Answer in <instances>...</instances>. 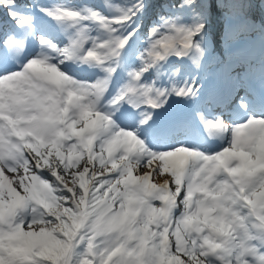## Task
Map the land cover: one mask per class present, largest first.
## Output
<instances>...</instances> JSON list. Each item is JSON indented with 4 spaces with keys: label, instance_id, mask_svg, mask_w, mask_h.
Here are the masks:
<instances>
[{
    "label": "snow or ice",
    "instance_id": "6c2138e0",
    "mask_svg": "<svg viewBox=\"0 0 264 264\" xmlns=\"http://www.w3.org/2000/svg\"><path fill=\"white\" fill-rule=\"evenodd\" d=\"M101 4L0 0V264H264V0ZM209 62L226 87L193 116L223 146L157 144L172 98L201 97L182 69Z\"/></svg>",
    "mask_w": 264,
    "mask_h": 264
},
{
    "label": "bare ground",
    "instance_id": "6f19581e",
    "mask_svg": "<svg viewBox=\"0 0 264 264\" xmlns=\"http://www.w3.org/2000/svg\"><path fill=\"white\" fill-rule=\"evenodd\" d=\"M29 1L31 2V0H27V2H29ZM54 4H60V5H64V6H67V7H70V8H73V7L74 8H80L83 5H89L91 7L93 6V5H91V4H89V3L85 2V1L82 2V4L79 5V6L65 3L63 0H55ZM51 5L52 4L46 5L45 7H49ZM61 37H62V40H63L64 39L63 34H62ZM258 60H259V58H258ZM78 67H81V66H78ZM213 67L214 66H210L209 68H206L204 71H201L200 73H196L195 70L189 64L182 71L179 79L183 80V78L185 76H188L190 78L191 76L196 75L198 77V83H200L199 80L202 79L205 76V72L208 74V72H210V70H213ZM93 70L94 69H89L88 68L87 71L83 70V72L85 71V72L88 73V72H91ZM70 74H74L75 78L78 79L77 77L79 75H77V74H75V73H73L71 71H70ZM98 74L99 73L94 74V75L91 74L92 77L90 78V80L94 79ZM116 77H117V81L113 84V89H115V87H117L120 84V82L122 81L123 72H118ZM78 80H86V79L82 78V79H78ZM206 86L203 87V89H206ZM216 87H218V85H213L211 88H216ZM241 94H243V90L241 91ZM201 99L202 98L200 97V99L198 101H195V102H184L182 100H179V99H176V98L173 97L172 100H171V103H170L173 109L170 110V112H169V114L167 116L163 115V119L162 120L164 121V123L161 124L160 126H158L159 131H158V134H157L156 143L157 144H166V143H174V142H186V143H189V144H197V143H195V140L200 139L202 141V143H203L202 146L199 145L202 150L216 151L220 147H222L223 144L219 140V142H221V144H214L213 146L208 148L210 144L209 143L204 144V142L208 139V137H205L203 135L198 134L196 130H194L193 134H191V129L193 127L191 126L190 121L193 120V118H194L193 112L195 110V109L192 110V107L194 105H200ZM181 102H184L185 104H187L186 108L184 110L182 108H180V103ZM232 106H233L232 104L228 106V112L231 111ZM168 107L169 106H167V108ZM167 108H166V110H167ZM201 110L204 111V113L208 112V110L205 109L202 106H201ZM182 112H184L185 115L188 116V117L185 118V116L182 114ZM219 112L217 111L216 113H219ZM207 115H210V114L208 113ZM178 116L183 117L185 119V124L183 125V127L179 131L171 132L169 130V128L167 127V121L170 120L171 118L178 117ZM150 182H156L155 178L153 180H151Z\"/></svg>",
    "mask_w": 264,
    "mask_h": 264
},
{
    "label": "rangeland",
    "instance_id": "374dc122",
    "mask_svg": "<svg viewBox=\"0 0 264 264\" xmlns=\"http://www.w3.org/2000/svg\"><path fill=\"white\" fill-rule=\"evenodd\" d=\"M117 1H119V0H113V4H117ZM217 30H219V27H218ZM78 79H79V78H78ZM86 80H88V79H86Z\"/></svg>",
    "mask_w": 264,
    "mask_h": 264
}]
</instances>
